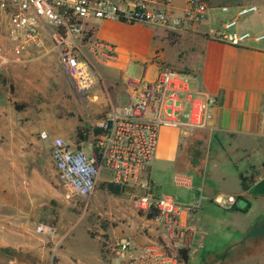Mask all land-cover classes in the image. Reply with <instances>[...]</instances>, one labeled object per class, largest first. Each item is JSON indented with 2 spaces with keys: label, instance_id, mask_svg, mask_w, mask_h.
<instances>
[{
  "label": "built area",
  "instance_id": "obj_1",
  "mask_svg": "<svg viewBox=\"0 0 264 264\" xmlns=\"http://www.w3.org/2000/svg\"><path fill=\"white\" fill-rule=\"evenodd\" d=\"M181 1L178 6L176 0H0V29L7 26L11 51L18 59L30 46L44 48L42 31L45 25L50 26L59 61L80 93L94 83L89 56L99 62L116 56L112 45L93 40L95 27L90 25L96 21L143 24L177 34L208 23L207 35L217 42L243 46L251 40H264V34L239 29L242 18L259 12L255 4L213 6L209 0ZM215 9L223 16H216ZM192 78L186 71L166 68L154 80L129 79L124 91L127 103H109L108 110L97 120V132L91 135L89 154L62 138L52 143L51 157L68 198H91L105 171L110 177H104L102 182L133 191L135 208L153 215L161 227L162 239L138 251L131 249L129 239L111 245L131 264H175L171 246L187 249L192 244L194 230L182 225V219L196 214L197 207L156 194L151 176L162 129H205L212 119L216 100L207 93L189 90ZM40 137L48 138L47 132ZM174 182L191 188L184 174L175 175ZM215 200L230 204L233 198ZM37 230L51 238L57 236L54 225H40ZM104 243L109 244L107 240Z\"/></svg>",
  "mask_w": 264,
  "mask_h": 264
},
{
  "label": "crops",
  "instance_id": "obj_2",
  "mask_svg": "<svg viewBox=\"0 0 264 264\" xmlns=\"http://www.w3.org/2000/svg\"><path fill=\"white\" fill-rule=\"evenodd\" d=\"M176 4L181 6L182 1L176 0ZM260 7L264 9V5ZM213 13L218 17L223 16L217 9ZM250 16L252 17L242 23L239 29H256L261 24L262 29L259 32L256 30L255 33L264 34V10L261 11L259 8L258 13ZM102 24L96 25L97 29L93 32L92 38L97 37L100 26L105 27L102 39L111 41V43L116 41L118 34L126 37L136 36L131 48L115 45L116 56L113 60L99 62L95 57L89 56L95 77L93 85L86 90L90 100L87 126L93 125L88 130L82 128L76 120L70 122L58 120L51 127L44 128L37 115L36 105L40 104L44 89L50 85V82L44 78L45 75L48 78L57 75L55 85L60 89V95L73 93L71 88L64 85L59 56L53 47L51 27L45 25L43 28L44 48L30 46L18 59L11 51L7 26L0 29V132L8 139L16 135L22 137L29 148L24 157L26 161L17 165L15 160L11 164L14 168L12 175L16 182L21 183L24 179L29 180L27 182L29 186L24 188L26 195H35L37 191L41 194L40 171L34 163L37 161L35 152L41 143L42 132L51 133L54 139L62 138L70 145L85 150L84 144H90L89 137L96 131L97 120L108 110L110 102L116 101L121 93L124 94L126 82L130 79L126 75L130 64L140 63L141 73L135 79L144 78L147 80L156 79L159 71L162 70L160 65H165L156 61L157 58L164 59V57L160 52V35L154 36L151 29L138 24L126 25L115 21H104ZM209 26L208 23L199 25L197 29L193 30L194 34L182 32L194 37V42L191 43L192 47L188 48V53L192 52L194 59L178 61V68L173 69L191 73L193 78L188 82L189 90L204 92L215 98L212 119L205 129H162L156 158L176 162L184 153V147L188 143H196L197 146L206 147L203 169L210 165L216 169L219 166L222 167L224 161H228L233 166L243 165L244 171H238L240 186L239 175L241 173L243 175L256 174L258 178H254L258 182L264 178V45L260 44L263 41L251 40L243 46L217 42L204 33L207 32ZM5 56L11 60L9 63H4L3 59L1 60ZM1 77L4 78L3 81H1ZM72 86L75 88L73 83ZM15 104H25L26 106L23 111H18ZM22 114H25L28 119H25ZM20 118H22L23 124L19 121ZM96 118L97 120H95ZM79 128L83 129V136H87L84 141L78 140ZM165 134L173 135L169 139H165L163 138ZM38 136L40 139H37ZM21 148L22 145L10 144V148L6 151L15 152ZM215 149L218 153L211 156ZM30 157L33 163L27 167V160ZM215 172L220 180H225L228 176L219 170ZM177 174L181 173H175L173 181ZM183 174L185 175V173ZM186 176L193 187L194 181L188 175ZM203 182L204 178L202 177L199 183L200 190L201 192L206 190L211 199L229 195L238 197L243 194L242 187L235 193L223 192L213 186L204 188ZM14 183L12 184L16 192ZM11 198L15 199L13 196ZM94 201L98 203L100 199L95 197ZM136 211L141 214L140 226L136 219L129 226L113 227L111 223L107 226L94 225L99 228L98 235L94 237L86 233L87 239L84 238V241L80 243L74 240V234L67 233L63 244L57 250L56 264H131L127 256L121 257L114 252L111 245L115 241L129 239L131 249L138 251L153 240L162 239L161 227L154 219L137 209ZM102 215L111 221L114 212L104 211ZM192 216L195 214L184 215L182 219V225L194 230L191 242L198 233L197 225L191 220ZM87 222L94 221L89 219ZM104 240H107L109 244L106 245ZM164 242L167 244V239L164 238ZM192 246L193 244L187 249ZM171 249L172 253L176 255L175 264H189L191 252L188 263H185L178 255V250L183 248L179 245H172ZM259 264H264V250L261 251Z\"/></svg>",
  "mask_w": 264,
  "mask_h": 264
},
{
  "label": "rangeland",
  "instance_id": "obj_3",
  "mask_svg": "<svg viewBox=\"0 0 264 264\" xmlns=\"http://www.w3.org/2000/svg\"><path fill=\"white\" fill-rule=\"evenodd\" d=\"M209 2L213 6L251 3L257 5L261 11L264 10L260 7L264 5V0H209ZM250 17L252 16L242 18L239 26ZM103 22L96 21L94 25L90 26L97 29L96 25ZM138 25L151 29L154 36L160 35V52L164 59L157 58L156 61L165 64L160 65L162 70L170 67L178 68V61L194 59L192 52L188 53V48H191V43L194 42V37L191 34L170 33L159 27ZM261 27L260 24V27L248 30L255 33L256 30L259 32ZM104 29L105 27L100 26L97 37L95 36L93 40L110 44L114 48L115 45L132 47L136 35L126 37L118 34L116 41L111 43V41L102 39ZM208 31L204 33H208ZM188 32L194 34V31ZM260 44L264 45V40ZM5 57L1 60L3 59L4 63H9L11 60ZM139 65L140 63L136 62L130 64L126 73L130 79L140 76L141 67ZM60 66L64 85L71 88L73 93L60 95V89L55 85L57 75H52L50 78L45 75L44 78L50 82V85L44 89L40 104L36 105L40 122L45 128L51 127L58 120L64 122L76 120L82 128L88 130L93 127L92 124L87 126L90 107L88 94L80 93L73 88L69 75L61 63ZM3 80L4 78L1 77V81ZM116 102L124 106L127 103L125 95L121 93L116 98ZM22 115L28 119L25 114ZM19 121L23 124L22 118ZM26 121L28 122V120ZM50 134L48 133V138L41 139L35 152L37 161L34 164L40 171L41 194L37 191L35 195H26L24 188L29 186L27 184L29 180L24 179L21 183L16 182L12 175L14 168L11 164L15 160L17 165L26 161L24 157L29 148L22 137L16 135L8 139L0 132V264H56L57 250L63 244L67 233L74 234V240L80 243L87 237L86 233L94 237L98 235L99 228L94 225L107 226L111 223L113 227L129 226L134 223L135 219L139 226L141 224V214L136 211L133 191L123 190L120 195L116 196L102 189V179L110 177V173L105 171H103L101 180L91 198L83 199L75 196L68 198L66 190L59 182L58 173L51 157V143L54 136ZM172 135L165 134L163 138L169 139ZM37 139H40L39 136ZM89 140H92V136L89 137ZM10 144L22 145V151L7 152ZM84 148L88 154L91 152L89 143H85ZM214 153L217 154L218 151L215 149L211 156ZM205 154L206 147L188 143L184 147V153L176 162L156 158L151 171L156 194L168 195L182 205L197 207L196 214L192 216L191 220L197 225L198 233L192 241V248L188 249L192 254L189 264H259L261 251L264 250V196H253L248 191H243L241 196L245 200L232 195L225 196V200L227 197L233 198V201L228 204L217 202L215 200L217 197L211 199L206 190L201 192L199 183L203 177L204 188L213 186L218 191L235 193L241 189L238 171H244L243 165L233 166L228 161H224L222 167L219 166L216 169L211 165L203 169ZM27 161V167H29L33 160L30 157ZM216 170L228 174L226 179L220 180L216 176ZM177 172L188 175L194 181L193 187L188 189L176 185L173 176ZM244 176L258 178L254 173ZM12 181L16 183H14L16 192ZM12 196L15 199H12ZM95 197L100 199L98 203L94 201ZM246 201L250 203V208L244 213L243 211L247 207ZM235 204L237 210H234ZM104 211L114 212L111 221L104 218L105 216L102 215ZM89 219L94 222H87ZM40 225H54L57 227V236L51 238L39 232L37 227ZM56 244L59 245V248H56Z\"/></svg>",
  "mask_w": 264,
  "mask_h": 264
},
{
  "label": "trees",
  "instance_id": "obj_4",
  "mask_svg": "<svg viewBox=\"0 0 264 264\" xmlns=\"http://www.w3.org/2000/svg\"><path fill=\"white\" fill-rule=\"evenodd\" d=\"M250 4V3H248ZM237 5H244V4H237ZM221 6V5H220ZM230 6H236V5H230ZM15 108L16 110H23L25 108V105H20V104H15ZM97 132V131H95ZM87 137V136H86ZM85 136H83V129L79 128L78 130V140L80 139L81 141H84L86 139ZM239 178L241 180V187L243 189V191H248L250 190V188L252 187V185H254L256 182L254 177H250L247 178L245 177L242 173L239 175ZM251 181V182H250ZM249 182V183H246ZM102 189L108 191L109 193L113 194V195H120L122 193V191L124 190L121 186L114 184V183H106L103 182L101 185ZM238 199H243L245 200L242 196H238ZM247 202V207L244 209V213L247 212L250 208V203L248 201ZM234 210H237V207L235 205ZM148 217H152L153 215L149 214L147 215ZM178 255L179 257L184 260L185 263H188L189 261V251L188 249H180L178 250Z\"/></svg>",
  "mask_w": 264,
  "mask_h": 264
},
{
  "label": "water",
  "instance_id": "obj_5",
  "mask_svg": "<svg viewBox=\"0 0 264 264\" xmlns=\"http://www.w3.org/2000/svg\"><path fill=\"white\" fill-rule=\"evenodd\" d=\"M249 194L253 196H264V178L250 188Z\"/></svg>",
  "mask_w": 264,
  "mask_h": 264
}]
</instances>
